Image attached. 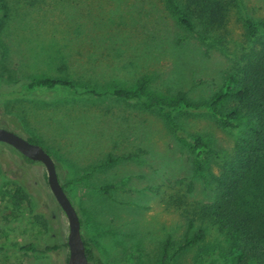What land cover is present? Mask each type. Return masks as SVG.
<instances>
[{"label":"rangeland","instance_id":"1","mask_svg":"<svg viewBox=\"0 0 264 264\" xmlns=\"http://www.w3.org/2000/svg\"><path fill=\"white\" fill-rule=\"evenodd\" d=\"M0 2V127L36 140L52 157L94 255L104 264L233 263L216 250L224 237L208 221L195 220L206 227L203 240L176 254L183 215L195 216L210 201L203 177L219 171L218 161L208 153L203 170H195L190 144L157 108L111 93L146 79L151 100L170 103L179 91L194 104L209 100L243 44L244 18L264 20V0H236L221 46L208 49L178 25L164 0ZM39 78L71 84L25 87ZM174 118L185 132L202 135L209 151L232 149L235 132L204 107ZM109 156L114 161L103 165ZM16 183L28 200L15 198ZM67 234L45 166L0 142V264H67ZM26 244L37 252L23 250Z\"/></svg>","mask_w":264,"mask_h":264},{"label":"trees","instance_id":"2","mask_svg":"<svg viewBox=\"0 0 264 264\" xmlns=\"http://www.w3.org/2000/svg\"><path fill=\"white\" fill-rule=\"evenodd\" d=\"M164 1L178 25L207 49L221 46L226 14L236 0ZM2 10L3 4L0 2ZM243 26V44L232 58L222 86L209 100L194 104L182 91L170 103L157 98L151 100L145 91L146 79H141L134 90L117 87L111 94L121 99L142 98L144 106L157 108L172 133L190 144L195 153V170H203L208 153L220 165L218 172L208 171L203 177L211 192L210 201L200 210H195V216L183 215L186 228L178 242L176 254L203 240L206 227H195V220H200L201 224L208 221V225L215 227L224 237V246L216 245V250L233 256L235 261L230 264H264V20L246 17ZM57 84L70 85L71 82L39 78L27 82L25 87L31 90ZM200 106L210 112L220 127L235 132L232 149L227 154L209 151V145L202 135L187 133L176 122L175 112ZM28 140L37 143L36 140ZM134 156L130 153L117 158ZM112 161L114 157L109 156L103 165ZM14 195L20 201L28 197L24 186L18 183ZM83 241L88 263L104 264L94 255L91 244L84 238ZM169 243L170 238H167L163 245L165 254ZM22 249L37 252L32 244L23 245Z\"/></svg>","mask_w":264,"mask_h":264},{"label":"water","instance_id":"3","mask_svg":"<svg viewBox=\"0 0 264 264\" xmlns=\"http://www.w3.org/2000/svg\"><path fill=\"white\" fill-rule=\"evenodd\" d=\"M0 142L9 144L21 155L32 161L41 162L45 166L49 188L68 221L66 241L68 247L67 264H88L81 234L80 218L59 180L52 157L40 144L31 142L11 130L2 127H0Z\"/></svg>","mask_w":264,"mask_h":264}]
</instances>
